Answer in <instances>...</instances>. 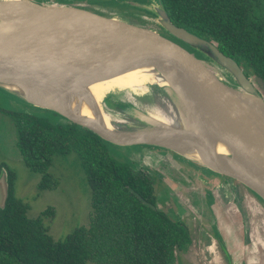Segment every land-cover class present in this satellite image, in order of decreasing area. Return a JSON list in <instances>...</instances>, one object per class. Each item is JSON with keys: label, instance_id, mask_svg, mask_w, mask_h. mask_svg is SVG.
I'll return each instance as SVG.
<instances>
[{"label": "water", "instance_id": "water-1", "mask_svg": "<svg viewBox=\"0 0 264 264\" xmlns=\"http://www.w3.org/2000/svg\"><path fill=\"white\" fill-rule=\"evenodd\" d=\"M156 1L159 11L153 2L122 0L147 12L143 23L83 8L0 0V80L39 85L49 92L52 104L29 101L0 88L93 132L107 144L180 156L242 185L264 207V95L233 58L174 25L162 0ZM139 57L165 84H148L132 94L134 100L120 90L106 93L103 110L115 118L111 126L116 132L97 119L67 110L65 88L110 79ZM182 104L192 117L194 133L174 125ZM152 106L173 119L152 115ZM215 135L229 145V151L217 153ZM8 189L7 174H2L0 210L6 207Z\"/></svg>", "mask_w": 264, "mask_h": 264}, {"label": "trees", "instance_id": "trees-1", "mask_svg": "<svg viewBox=\"0 0 264 264\" xmlns=\"http://www.w3.org/2000/svg\"><path fill=\"white\" fill-rule=\"evenodd\" d=\"M162 2L174 25L216 45L247 76L251 71L264 89V0ZM0 112L15 121L16 147L25 165L40 175L39 191L60 186L50 172L53 158L76 152L92 196L89 223L56 240L46 223L52 209L30 217V204L15 196L16 176L8 170L9 195L0 210V264H175L178 254L190 251L186 225L137 197L156 206L151 177L111 156L102 138L56 113L65 123L52 124L1 106Z\"/></svg>", "mask_w": 264, "mask_h": 264}, {"label": "rangeland", "instance_id": "rangeland-1", "mask_svg": "<svg viewBox=\"0 0 264 264\" xmlns=\"http://www.w3.org/2000/svg\"><path fill=\"white\" fill-rule=\"evenodd\" d=\"M31 1L42 5L101 11L107 14H116L120 17L138 22L143 21L135 18L138 16L137 12L140 14L141 12L147 13L146 11L144 12V10H135V12L131 10L129 6L118 5L117 0ZM140 1L149 2V4L153 2L152 7L157 11L160 9V5L157 4L156 0ZM126 10H128V12ZM247 73L257 90L264 95L262 82L256 78L251 71ZM0 106L6 110L27 114L40 120H47L52 124L59 123L60 121L65 123V120L55 115L54 112L32 106L1 88ZM109 131L116 132L115 130ZM17 139L18 132L14 119L0 112V176L2 174H7L8 170L15 174L16 178L13 186L14 193L16 197L30 204L29 216L32 218L38 217L42 215L44 211L51 208L52 213L47 215L46 223L50 225V233L56 240H62L74 229L82 225H87L90 221L92 196L86 173L82 168L78 153L74 152L69 155L55 156L50 167V172L59 180L60 186L56 190L39 191L38 184L40 175L32 172L25 165L16 147ZM108 145L111 156L118 161H129L134 164L135 168L140 167L141 164L147 169L153 170V167H156V171L159 172V174L164 173L168 179L175 177L184 184L188 182L191 185H209L215 178L219 177L223 182L226 179L184 159L182 160L175 157L176 161L173 159L171 161L169 155H161L156 150L139 152L129 149L128 147H119L112 144ZM165 171L167 172L165 173ZM169 173H171V176L168 175ZM178 173H180V175ZM159 176V180L156 183V205L158 209L164 211L174 220L182 219L185 223L187 222L194 239L192 249H190L187 254H178V261L176 264H230L226 254L221 250L222 248L208 246L210 243L214 244V238H217L216 240L219 241V244L220 241L225 243L226 249L229 252V246L236 242L237 239L234 234L227 239L225 234L226 229L224 226L221 227L222 223L219 220L220 214L216 212L217 205L214 204L213 200L210 198L209 200L203 199V193L199 192L202 188L198 189V192L182 189L178 191L176 185L173 184L174 188H172L171 182L164 181L162 183ZM173 189H175V192ZM247 191L253 195L250 190ZM218 196L220 198L223 196L224 198V194L222 193ZM226 199L224 198L223 200L230 202L232 196L230 195L229 199ZM240 201L241 196H238L237 202L239 203ZM206 207H208L207 215L205 214ZM257 211L260 215L255 212L256 215L262 217L263 214L259 210ZM234 212L235 227L240 231L236 232V234H243V228L247 224L245 214L242 210H234ZM51 215H53L52 218ZM50 218L52 219L51 222H49ZM231 258L232 263L237 264L235 256L231 255Z\"/></svg>", "mask_w": 264, "mask_h": 264}, {"label": "bare ground", "instance_id": "bare-ground-1", "mask_svg": "<svg viewBox=\"0 0 264 264\" xmlns=\"http://www.w3.org/2000/svg\"><path fill=\"white\" fill-rule=\"evenodd\" d=\"M154 82L160 85L165 84V82L157 77L152 66L143 57H139L132 65L110 79L90 86L65 88L66 108L73 114L97 119L105 129L116 131V129L111 126L115 118L103 110V97L105 94L110 91L120 90L126 93V97L134 100L131 97L132 94H135L134 92L145 90V86ZM0 85L12 90L26 100L40 104H52L49 92L39 85L18 82L11 78L0 80ZM250 101L260 104L257 100ZM150 109V113L156 117L173 119L160 108L152 106ZM175 120L174 125L194 133L192 117L184 104L180 106L179 113ZM147 130L153 131L151 128ZM175 146L179 147V144ZM214 146L217 153H225L230 149L229 145L218 135L214 136ZM186 149L191 151L188 148Z\"/></svg>", "mask_w": 264, "mask_h": 264}, {"label": "crops", "instance_id": "crops-1", "mask_svg": "<svg viewBox=\"0 0 264 264\" xmlns=\"http://www.w3.org/2000/svg\"><path fill=\"white\" fill-rule=\"evenodd\" d=\"M117 2L118 5H124L122 0H117ZM221 193L224 194L225 199H229L231 195L227 190ZM224 198L223 196L221 198L217 197L216 212L220 214L219 220L222 223L221 227L224 226L226 229L227 239L233 234L236 235V242L229 246L230 254L235 256L237 264H264V216L261 214L262 217H258L260 214L257 207H255L256 205L250 207L244 199H241L239 203H234V205L224 201ZM255 203L262 209L261 211H264V207L258 201L255 200ZM234 210H242L245 214L247 224L243 228V234H236L240 231L235 227Z\"/></svg>", "mask_w": 264, "mask_h": 264}, {"label": "flooded vegetation", "instance_id": "flooded-vegetation-1", "mask_svg": "<svg viewBox=\"0 0 264 264\" xmlns=\"http://www.w3.org/2000/svg\"><path fill=\"white\" fill-rule=\"evenodd\" d=\"M131 10H133V11H135L134 9H132V8H130ZM127 12H128V10H126ZM136 12V11H135ZM138 13V16H136L135 18H137V19H140V20H144V21H147L146 19V16H145V14L144 13H142L141 12V14L139 13V12H137ZM133 150H136V149H133ZM137 151H139V152H141L140 150H137ZM147 151H154V150H147ZM157 152H159L161 155H169L170 157H171V161H172V159L174 160V161H176V159H175V157H177V158H180V159H184V158H182V157H179V156H177V155H174V154H172V153H169V152H165V151H161V150H156ZM184 160H186V159H184ZM163 161H167V160H163ZM168 161H170V160H168ZM186 161H188V160H186ZM129 162V161H128ZM188 162H190V161H188ZM130 163V162H129ZM192 163V162H191ZM194 164V163H193ZM130 165H131V167L135 170V171H142V172H144L145 174H147L148 176H150L151 177V179L154 181V187H155V191H156V183H157V181L159 180L158 179V176L160 177V181L163 183L164 181H167V182H171V186H172V188H174L173 187V184L174 185H176L177 186V190L179 191V190H188V191H192V192H198L197 190L198 189H201L202 188V190L201 191H199V192H201V193H203L202 195H203V199L204 200H209V198L211 199V200H213V202H214V204L216 205L217 204V197L219 198V194H221V192L222 191H225V190H227V191H229L230 192V194H231V196H232V199H230V202L229 203H231V204H236V202H237V198H238V196H241V199H244V201L246 202V203H248V205L250 206V207H253V206H255V207H257V209L259 210V211H261L262 209L261 208H259V206L255 203V200H254V197L246 190V189H244L241 185H239V184H237L236 182H234V181H232V180H230V179H228V178H226V177H224V176H222V178L224 177V178H226L225 179V181L223 182V180L222 179H220L219 177L218 178H215L214 179V181L213 182H211V183H209V185H204V184H196V185H191V184H189L188 182H185V184L182 182V181H180L179 179L177 180L175 177H172V178H170V179H168V178H166V176L164 175V173H160L159 174V172H157L156 171V167H153V170L152 169H147V168H145V166H143V164H141V166L140 167H137V168H135L134 167V164L133 163H130ZM176 166V165H175ZM199 167H201V166H199ZM201 168H203V167H201ZM203 169H205V168H203ZM207 170V169H206ZM177 171V170H176ZM209 171V170H208ZM167 171H165V173H166ZM211 172V171H210ZM214 173V172H213ZM179 175H180V173H178ZM169 176H171V173H169L168 174ZM218 175V174H217ZM220 177H221V175H220ZM7 178H8V173H7ZM223 178V179H224ZM236 184V185H235ZM238 185V186H237ZM184 187V188H183ZM8 188H9V185H8ZM176 188V187H175ZM173 191L175 192V189H173ZM8 195H9V189H8ZM157 196V195H156ZM206 198H208V199H206ZM202 199V198H201ZM206 203V202H205ZM211 203V202H210ZM234 204V205H235ZM246 205V204H245ZM206 206V205H205ZM155 207H157V205L155 206ZM158 208V207H157ZM156 208V209H157ZM160 210V209H159ZM164 212V211H163ZM261 213L263 214V216H264V211H261ZM205 214L207 215L208 214V207H206L205 208ZM168 215V214H167ZM169 216V215H168ZM202 216V215H201ZM170 217V216H169ZM171 218V217H170ZM174 220V219H173ZM176 221H179V222H182V223H184L185 225H186V227L188 228V230H189V232H190V235H191V237H192V233H191V231H190V226H189V224L187 225L184 221H182V219H179V220H176ZM189 226V227H188ZM80 227V226H79ZM215 240V243L213 244V243H210L208 246H211V247H215V248H222L221 250H223L224 251V249L228 252V250L226 249V245H225V243H223V242H221L220 241V244H219V241H217L216 239L217 238H214ZM194 239H193V237H192V246H191V248L190 249H192V247H193V243H194V241H193ZM188 253V252H187ZM187 253H185V254H187ZM225 253V252H224ZM228 254H229V258H228V256H227V258H228V260L229 261H231V263H232V258H231V254H230V252H228ZM177 261H178V255H177ZM177 261H176V263H177ZM175 263V264H176ZM233 264V263H232Z\"/></svg>", "mask_w": 264, "mask_h": 264}]
</instances>
